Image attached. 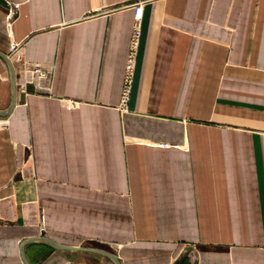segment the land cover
<instances>
[{"label":"crops","instance_id":"1","mask_svg":"<svg viewBox=\"0 0 264 264\" xmlns=\"http://www.w3.org/2000/svg\"><path fill=\"white\" fill-rule=\"evenodd\" d=\"M129 1L0 0V264H264V0L147 3L122 112Z\"/></svg>","mask_w":264,"mask_h":264},{"label":"rangeland","instance_id":"2","mask_svg":"<svg viewBox=\"0 0 264 264\" xmlns=\"http://www.w3.org/2000/svg\"><path fill=\"white\" fill-rule=\"evenodd\" d=\"M152 0H130V5L134 8V18H135V7L137 5H142L143 6V12H144V7L147 3L151 2ZM17 17L16 14H14L12 17H11V21H14L15 18ZM142 20H143V17H142ZM138 23L136 20L134 21V27H133V31H132V35H131V40H130V45H129V51H128V56H127V60H126V66H125V71H124V82H123V88H122V94H121V100H120V104H119V108L120 110L123 112V111H127L128 110V107H129V103H130V100H131V96H132V89H133V84H134V78H135V67H136V61H137V57H138V51H139V45H140V37H141V25H142V21ZM139 35V45H138V48H137V51H136V54H135V57H134V61L133 63H130V57H129V52H131V41L134 37H137ZM23 45L24 44H21L20 43V50L23 48ZM10 54L12 53H9L7 54V56H11ZM22 55V60H24V62H26V60L24 59V55L23 53L21 54ZM16 62H21V61H16ZM135 63V67L133 69H131L130 71L127 70L129 64L130 65H134ZM34 69L35 70H39V72H41V74H44V71L42 69V67L40 65H34ZM129 80V83H126V81ZM14 85L16 84V81H14ZM127 84V85H126ZM16 86V85H15ZM125 86H129V92L127 94H125V100L123 99V89Z\"/></svg>","mask_w":264,"mask_h":264},{"label":"built area","instance_id":"3","mask_svg":"<svg viewBox=\"0 0 264 264\" xmlns=\"http://www.w3.org/2000/svg\"><path fill=\"white\" fill-rule=\"evenodd\" d=\"M17 7H18L17 4H15V5L10 7V9H9V18H11L14 14H16ZM142 12H143V6L140 5V4L137 5L135 7V20L138 23L142 21V17H143ZM138 23H136V24H138ZM138 45H139V35L137 37H134L132 39V41H131V52H129L130 63H133V61H134V57H135ZM10 53H12V54H10L11 57L9 56V58H13L16 61H22V55H21L22 52L20 50V43L19 42H14L12 44ZM134 67H135V63H134V65H130L129 64L127 70L130 71ZM36 72L41 74V72H39V70L38 71L36 70ZM126 83H129V80H127ZM128 92H129V86H125L124 89H123V95H124L123 99L124 100H125V94H127ZM0 124L3 125L2 123H0Z\"/></svg>","mask_w":264,"mask_h":264},{"label":"water","instance_id":"4","mask_svg":"<svg viewBox=\"0 0 264 264\" xmlns=\"http://www.w3.org/2000/svg\"><path fill=\"white\" fill-rule=\"evenodd\" d=\"M12 69H13V66H12ZM56 246H58L57 244H55ZM23 246V245H22Z\"/></svg>","mask_w":264,"mask_h":264},{"label":"bare ground","instance_id":"5","mask_svg":"<svg viewBox=\"0 0 264 264\" xmlns=\"http://www.w3.org/2000/svg\"><path fill=\"white\" fill-rule=\"evenodd\" d=\"M142 15H143V12H142ZM1 125V124H0ZM2 126V125H1Z\"/></svg>","mask_w":264,"mask_h":264}]
</instances>
